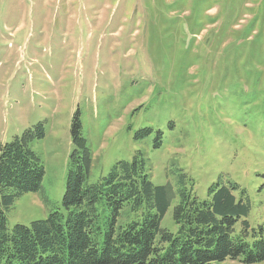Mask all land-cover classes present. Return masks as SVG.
Returning a JSON list of instances; mask_svg holds the SVG:
<instances>
[{"label":"rangeland","instance_id":"rangeland-1","mask_svg":"<svg viewBox=\"0 0 264 264\" xmlns=\"http://www.w3.org/2000/svg\"><path fill=\"white\" fill-rule=\"evenodd\" d=\"M75 114L91 183L142 154L154 185L184 175L200 200L237 183L251 206L237 228L264 229V0H0V143L46 131L42 190L9 228L63 209ZM177 213L162 228L176 233Z\"/></svg>","mask_w":264,"mask_h":264},{"label":"trees","instance_id":"trees-1","mask_svg":"<svg viewBox=\"0 0 264 264\" xmlns=\"http://www.w3.org/2000/svg\"><path fill=\"white\" fill-rule=\"evenodd\" d=\"M45 136L39 123L10 143H0V264L264 262V229L257 232L248 221L237 228L251 211L250 201L240 185L224 176L209 188L208 199L200 200L185 186L184 175L178 190L154 185L148 160L138 154L91 183L93 154L78 114L71 125L74 149L63 209L29 226L9 228L7 212L16 200L42 190L45 167L32 144ZM175 200L177 232L172 233L162 222Z\"/></svg>","mask_w":264,"mask_h":264}]
</instances>
